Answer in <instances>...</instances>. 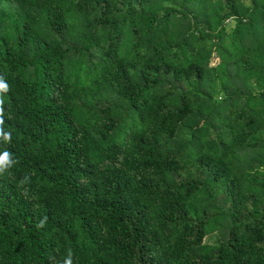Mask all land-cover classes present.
Here are the masks:
<instances>
[{
    "label": "trees",
    "instance_id": "trees-1",
    "mask_svg": "<svg viewBox=\"0 0 264 264\" xmlns=\"http://www.w3.org/2000/svg\"><path fill=\"white\" fill-rule=\"evenodd\" d=\"M0 264H264V0H0Z\"/></svg>",
    "mask_w": 264,
    "mask_h": 264
},
{
    "label": "rangeland",
    "instance_id": "rangeland-1",
    "mask_svg": "<svg viewBox=\"0 0 264 264\" xmlns=\"http://www.w3.org/2000/svg\"><path fill=\"white\" fill-rule=\"evenodd\" d=\"M230 24H228V27H227V29H231L232 28V25H233V23H231V22H229ZM217 61V59H214V63ZM217 98H220L219 97V95L218 96H216ZM217 235L218 234H215V233H213V234H209V235H206L205 237H204V242H212V240H214V238L215 237H217Z\"/></svg>",
    "mask_w": 264,
    "mask_h": 264
}]
</instances>
